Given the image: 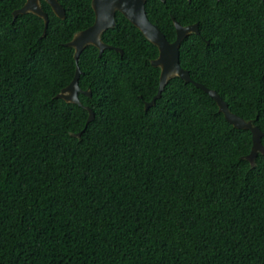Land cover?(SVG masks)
Instances as JSON below:
<instances>
[{"label":"trees","instance_id":"obj_1","mask_svg":"<svg viewBox=\"0 0 264 264\" xmlns=\"http://www.w3.org/2000/svg\"><path fill=\"white\" fill-rule=\"evenodd\" d=\"M0 0V264H264V155L205 92L179 78L155 104L157 48L120 13L114 48L80 54L88 112L56 98L72 81L65 46L94 22L91 0H57L48 24ZM167 41L198 24L180 66L263 133L264 0H147ZM81 132L79 138L71 133Z\"/></svg>","mask_w":264,"mask_h":264},{"label":"water","instance_id":"obj_2","mask_svg":"<svg viewBox=\"0 0 264 264\" xmlns=\"http://www.w3.org/2000/svg\"><path fill=\"white\" fill-rule=\"evenodd\" d=\"M51 8L54 15L59 19L65 18V12L57 0H44ZM147 0H91V7L94 12L93 24L85 30L76 32L72 39L65 44L74 50V60L76 63L75 75L72 81L64 89L56 95V98L65 101L66 103L76 104L88 112L86 125L94 120V113L91 108L83 106L78 98V94L91 96L89 90L82 91L78 86V78L80 75L79 67L77 66L78 58L81 52L87 46H94L98 49L99 57L105 49H114L116 52L122 54L119 48H114L105 44L102 41V34L115 26L116 13L122 14L135 28H137L142 35L153 44L158 50V56L151 61L154 68L159 69V86L156 95L150 102L145 103L144 108L147 110L155 104L163 92L166 84L173 78L183 80L185 84H192L194 87L205 92L218 107V111L223 114L225 120L238 130H249L251 132L252 146L250 153L245 159L250 162L251 167L255 165V158L257 154L264 155V146L261 143L263 133L254 126L251 121H246L236 114L232 113L227 104L222 98L211 89L206 88L200 83L193 81L188 73L180 66L179 62V47L181 42L189 35H199L198 24L182 26L174 18L172 22L175 28L176 38L173 42L167 41L162 32L152 24L146 14L145 4ZM164 1V0H161ZM188 2L190 0H187ZM33 14L41 18L44 22V31L48 24L47 14L42 10L40 0H26L24 5L13 12V19L18 15ZM72 137L79 138L81 132L73 134Z\"/></svg>","mask_w":264,"mask_h":264}]
</instances>
